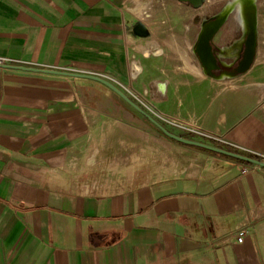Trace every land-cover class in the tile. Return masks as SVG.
Listing matches in <instances>:
<instances>
[{
  "label": "crops",
  "instance_id": "0c3cea01",
  "mask_svg": "<svg viewBox=\"0 0 264 264\" xmlns=\"http://www.w3.org/2000/svg\"><path fill=\"white\" fill-rule=\"evenodd\" d=\"M208 1L0 0L2 64L103 77L169 131L264 161L259 50L236 79L174 77L132 33ZM155 129L100 82L0 66V264H264V167Z\"/></svg>",
  "mask_w": 264,
  "mask_h": 264
},
{
  "label": "flooded vegetation",
  "instance_id": "af4514ba",
  "mask_svg": "<svg viewBox=\"0 0 264 264\" xmlns=\"http://www.w3.org/2000/svg\"><path fill=\"white\" fill-rule=\"evenodd\" d=\"M229 1L232 0H224L218 7L214 6L212 9V6L209 8L206 6L192 17L194 32L192 33L191 54L207 78L236 79L248 71L254 63L256 54L250 67L245 69L249 58L251 39H253L252 28H248L252 17L256 18L254 41L255 51L257 50V1L238 0V5L243 8L228 10L223 17L221 10ZM204 2L201 6L204 5ZM133 25L131 29L138 35L142 37L148 35V30L144 25L145 29L141 25L137 27ZM141 28L142 32H140ZM211 30H213L212 35L210 38H206L205 36ZM209 54L213 55L214 62L210 60Z\"/></svg>",
  "mask_w": 264,
  "mask_h": 264
},
{
  "label": "rangeland",
  "instance_id": "374dc122",
  "mask_svg": "<svg viewBox=\"0 0 264 264\" xmlns=\"http://www.w3.org/2000/svg\"><path fill=\"white\" fill-rule=\"evenodd\" d=\"M257 1V50H259V55L256 58V77L251 71L249 81L251 84L261 80L264 82V0ZM170 2V1H169ZM214 0L207 2V7L217 6L224 2V0H219L215 3ZM171 3V2H170ZM169 3V4H170ZM177 4V3H176ZM206 4V3H205ZM205 6V5H204ZM203 9L205 7H202ZM201 8V10H202ZM188 10V9H187ZM184 9L183 4L180 7L171 8V13L174 15V22H164L159 19L158 23L150 24L147 21H144V25L148 30V36H144L146 41H149V34L153 32L158 36V41L160 48L162 49V54H156L152 56L154 59H159L162 65L174 64L177 66L175 71L167 70L165 73L169 76L177 77L188 75L191 70L196 74L197 78H205V76L200 68L197 65L194 57L191 54V42H192V33L194 32L192 18L188 17V11ZM152 40V38H150ZM139 45V44H138ZM140 58V53L137 55V59ZM140 66V64H138ZM170 68V66L168 67ZM198 69V70H195ZM190 71V72H191ZM164 76L163 74L161 75ZM254 76V77H253ZM220 89V88H214ZM170 130H178L174 127H170ZM157 131V129H155ZM158 132V131H157ZM159 133V132H158ZM192 139V138H191Z\"/></svg>",
  "mask_w": 264,
  "mask_h": 264
},
{
  "label": "water",
  "instance_id": "95a60500",
  "mask_svg": "<svg viewBox=\"0 0 264 264\" xmlns=\"http://www.w3.org/2000/svg\"><path fill=\"white\" fill-rule=\"evenodd\" d=\"M178 1L183 2V3H189L194 8L200 7L202 5V3L204 2V0H178ZM237 1L238 0H232L231 2L229 1V2H227L225 4V6L221 10V13H223V17L226 15V11H228V10H235V9L243 8V6H239L238 5ZM239 1H241V0H239ZM223 9H224V11H223ZM139 25H141L142 28L145 29V27L139 21H136L133 26L137 27ZM142 28L140 29V32H142V30H143ZM248 28L249 29L252 28L253 39H251V44H250L251 47H249V50H250L249 58H248V61L245 64V69L250 67V65L252 63V60H253V57L256 54L255 41H254V36H255L254 28H256V18L255 17H252V20L249 21ZM212 31L213 30H211L210 33H208L207 36H205V37L206 38H210V36L212 35ZM132 33L134 35H138L133 30H132ZM138 36H140V35H138ZM209 58H210V60L212 62H214L213 55L209 54ZM0 66H2L4 68H16V69L19 68V69H25V70H34V71H39V72H45V73H50V74H60V75H67V76L81 77V78H88V79H91V80H95V81L100 82L101 84L105 85L106 87H108L114 93H116L129 106H131L138 113H140L141 115L146 117L165 136H167V137H169V138H171L173 140H176V141H178L180 143H183V144L205 148V149L217 152V153L225 154V155H228V156L240 159V160H244V161L250 162L251 164H256L259 167H264V161H261L259 159H255V158L246 156L244 154L237 153V152H234V151H230V150H227V149H224V148H221V147H217V146H214V145L202 142V141H198V140H194V139H191V138L183 137V136H180L178 134H175V133L169 131V129H167L160 122H158L150 113H148L145 109H143L138 103L133 101L118 86H116L111 81H109V80H107L105 78H102L100 76H97V75H94V74H89V73H84V72L83 73L82 72H73V71L56 70V69H49V68H32V67L15 66V65H10V64H2V63H0Z\"/></svg>",
  "mask_w": 264,
  "mask_h": 264
},
{
  "label": "built area",
  "instance_id": "2783aa9c",
  "mask_svg": "<svg viewBox=\"0 0 264 264\" xmlns=\"http://www.w3.org/2000/svg\"><path fill=\"white\" fill-rule=\"evenodd\" d=\"M155 53L156 54H161V50L157 49L155 50ZM5 61V58H2L0 57V63H3ZM132 66H133V73L132 75L134 77L137 76L138 72H139V65L136 63V61H132ZM103 78V77H102ZM140 102H142L141 100H139ZM142 104H144L145 106H147L145 103L142 102ZM151 112H153L154 114L158 115V112H156L155 110L149 108ZM160 115V114H159ZM249 166L251 168H258L259 166L256 165V164H249ZM247 168H244V171L246 170ZM87 189V187H86ZM253 217H257L258 216V213L257 212H254L252 214ZM247 222H244L240 227L234 229V230H230L226 233V237H231V238H236L238 241H241L242 240V237L244 236V233H245V229H244V226L246 225Z\"/></svg>",
  "mask_w": 264,
  "mask_h": 264
},
{
  "label": "trees",
  "instance_id": "16d2710c",
  "mask_svg": "<svg viewBox=\"0 0 264 264\" xmlns=\"http://www.w3.org/2000/svg\"><path fill=\"white\" fill-rule=\"evenodd\" d=\"M157 131L161 134H163L159 129H157ZM164 135V134H163ZM187 138H191L190 136H187ZM171 139V138H170ZM173 140V139H172ZM176 141V140H174ZM212 144L214 146H217V147H223L222 145H220L219 143H216V142H212ZM196 148H199L200 150H203L209 154H214V155H223L224 157L230 159V160H233V161H237V162H240V163H244V164H251L250 162H247V161H244V160H240V159H237V158H234V157H231V156H228V155H225V154H221V153H217V152H214V151H211V150H208V149H205V148H201V147H197V146H194ZM244 155L246 156H249V157H252V158H255V159H259L258 156H255V155H252V154H249V153H246L244 152L243 153Z\"/></svg>",
  "mask_w": 264,
  "mask_h": 264
},
{
  "label": "bare ground",
  "instance_id": "6f19581e",
  "mask_svg": "<svg viewBox=\"0 0 264 264\" xmlns=\"http://www.w3.org/2000/svg\"><path fill=\"white\" fill-rule=\"evenodd\" d=\"M195 70H198V69H195Z\"/></svg>",
  "mask_w": 264,
  "mask_h": 264
}]
</instances>
